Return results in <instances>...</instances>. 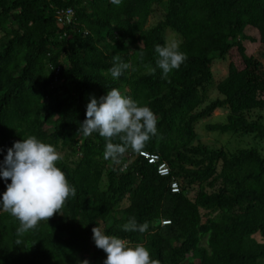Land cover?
I'll return each instance as SVG.
<instances>
[{
	"label": "trees",
	"instance_id": "1",
	"mask_svg": "<svg viewBox=\"0 0 264 264\" xmlns=\"http://www.w3.org/2000/svg\"><path fill=\"white\" fill-rule=\"evenodd\" d=\"M66 9L69 24L57 21ZM247 26L264 45V0H0V164L29 136L56 150H82L57 162L76 195L48 223L18 236L19 221L0 204V264H104L97 226L143 244L160 264H264V157L254 148L228 153L193 143L197 124L219 109L225 121L207 131L264 138L263 117H253L264 109L263 65L246 54L243 41H254ZM166 39L181 41L187 59L162 78L155 46ZM117 55L131 67L113 79ZM221 61L220 96L209 100ZM112 88L155 114L157 135L142 150L158 154L169 176L130 149L123 162L105 160L106 141L78 133L90 98ZM171 177L178 192L170 191ZM8 183L0 177V197ZM133 216L148 222L146 232L122 229Z\"/></svg>",
	"mask_w": 264,
	"mask_h": 264
},
{
	"label": "clouds",
	"instance_id": "2",
	"mask_svg": "<svg viewBox=\"0 0 264 264\" xmlns=\"http://www.w3.org/2000/svg\"><path fill=\"white\" fill-rule=\"evenodd\" d=\"M110 2L119 6L122 0ZM180 43L177 39H166L163 46H155L158 54L156 66L162 70V78H167L172 70H178L186 61L187 55L179 50ZM113 61L108 70L113 79H118L131 67L118 55ZM58 71L59 67L53 69L54 74ZM155 71V68L150 69L152 75ZM78 133L85 137L98 133L106 141L103 158L118 162L129 149L137 153L143 151L147 142L157 135V118L149 107L139 105L131 96L112 88L99 99L90 98L86 119ZM60 160L62 156L54 146L41 142L35 136L14 142L7 150L0 164V177L5 181L10 179L11 183L6 185L0 204L4 212L19 221L18 236L35 230L41 221L48 223L54 214L61 212L68 198L76 195L75 187L57 167ZM165 223L168 221H161V224ZM148 228V222L138 224L134 216L122 225L125 232L144 233ZM92 233L96 247L107 254L104 264H160L151 258L150 251L143 244L130 246L128 240L106 235L98 226L92 228ZM20 243L18 240L17 244ZM80 264L89 262L83 260Z\"/></svg>",
	"mask_w": 264,
	"mask_h": 264
},
{
	"label": "rangeland",
	"instance_id": "3",
	"mask_svg": "<svg viewBox=\"0 0 264 264\" xmlns=\"http://www.w3.org/2000/svg\"><path fill=\"white\" fill-rule=\"evenodd\" d=\"M162 9V8H161ZM161 12L160 8L157 9V13L154 15V20L158 17V14ZM245 35L252 37L254 41L244 40L243 45L245 46L246 54L258 59L263 65V73H264V45L259 41V33L258 30L247 26L244 29ZM215 64V63H214ZM225 63L217 62L216 65H213V79H211V84L207 86L208 88V98L212 100L214 97L220 96L215 92V82L220 80V77L226 73ZM225 72V73H224ZM208 100V101H209ZM227 115V111L224 109H219L215 111L212 116L201 120L196 126L197 139L193 143H202L207 144L209 147L219 149L222 148L228 153H234L238 149H256L259 154L264 157V138L257 137L255 133L251 134H243V133H219L217 131H207L205 126L210 123L224 122ZM261 115L263 118L261 122H264V109L258 110L253 113V117H257ZM63 150V151H62ZM57 149L56 151L63 156L67 153L73 159L80 157L82 154L81 147L76 149V152L73 153L71 149ZM128 156V154H127ZM124 159H119L118 162H123ZM71 162V160H67ZM196 188H191L188 190V196L193 197L196 192ZM126 206V202L121 203L118 207ZM102 229V228H101ZM255 238H259L258 235ZM131 246V245H130ZM194 264H196V260H191ZM183 264H187V261H184Z\"/></svg>",
	"mask_w": 264,
	"mask_h": 264
},
{
	"label": "built area",
	"instance_id": "4",
	"mask_svg": "<svg viewBox=\"0 0 264 264\" xmlns=\"http://www.w3.org/2000/svg\"><path fill=\"white\" fill-rule=\"evenodd\" d=\"M71 9L61 10L57 14V21L62 22L63 18H65L66 23H70V17H71ZM149 164H156V173L160 176L167 177L170 174V168L168 164L165 161H161L158 154L155 153H149L145 151H140L139 153ZM170 191L172 193L178 192L180 187L179 183L171 177L170 183H169Z\"/></svg>",
	"mask_w": 264,
	"mask_h": 264
}]
</instances>
